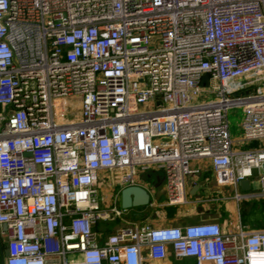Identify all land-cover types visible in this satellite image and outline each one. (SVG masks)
Here are the masks:
<instances>
[{"label": "built area", "instance_id": "1", "mask_svg": "<svg viewBox=\"0 0 264 264\" xmlns=\"http://www.w3.org/2000/svg\"><path fill=\"white\" fill-rule=\"evenodd\" d=\"M234 106L241 142L263 141L264 0H0L6 264H147L169 250L196 264H264V231L133 225L100 242L96 229L124 215L103 206L106 174L129 187L161 172L166 205L182 206L199 173L191 163L210 160L223 186L258 171L264 195V147L234 150Z\"/></svg>", "mask_w": 264, "mask_h": 264}, {"label": "crops", "instance_id": "2", "mask_svg": "<svg viewBox=\"0 0 264 264\" xmlns=\"http://www.w3.org/2000/svg\"><path fill=\"white\" fill-rule=\"evenodd\" d=\"M80 103V98L76 97ZM80 117V115H79ZM236 140V141H235ZM233 140L241 150L261 148L258 142L243 144L239 137ZM234 148V145H233ZM235 151H241L234 148ZM193 164V165H192ZM199 173L187 181V200L182 206H168L165 203V185L161 172H141L136 177V186L146 189L151 196L150 204L142 210L135 211L136 215L148 216V222L143 224H126L115 228L97 226L99 241L116 232L120 227L149 225L153 228L161 226H187L203 222L218 223L224 234H232L244 230L246 232L264 231V195L262 193L260 174L254 171L251 177L244 178L237 184L219 185L213 175L210 160H195L192 163ZM214 178V180L211 179ZM249 180L250 188L244 189L242 182ZM108 182V183H107ZM106 182L103 179L99 187L104 191L103 206L108 207L115 200L122 206V191L127 187H119L112 177ZM114 189L117 194L114 196ZM117 189V190H116ZM119 189V191H118ZM114 196V197H113ZM164 199V200H163ZM123 218V217H122ZM4 229V227H3ZM7 248L0 233V264H6ZM147 264H196L190 259H176L172 251L165 260L148 259Z\"/></svg>", "mask_w": 264, "mask_h": 264}, {"label": "rangeland", "instance_id": "3", "mask_svg": "<svg viewBox=\"0 0 264 264\" xmlns=\"http://www.w3.org/2000/svg\"><path fill=\"white\" fill-rule=\"evenodd\" d=\"M239 96H241V95H239ZM215 98L216 97L214 95L203 96L202 98H198L196 101L197 102H201L203 100L208 101V100L215 99ZM79 115H80V103L78 102V100L75 97L69 98L68 103H67V115H66L65 119L67 121H70V122L76 121V120H79V118H80ZM243 115H244L243 106H234L228 110V120L230 123V133H231V137L233 140H235V138H237V137H239V139L241 140ZM258 144L260 147H264V140L258 142ZM234 148L235 149L238 148V150H241V146L237 147L236 143L234 144ZM109 179H110V176L108 174H106V182ZM211 179L214 180V178H212V176H211ZM119 187H121V186H119ZM118 191H119V189H118ZM114 193H115L114 194V196H115L117 194V192H115V189H114ZM100 194L102 196L104 194V191L102 190V188H100ZM115 200H117V199H115ZM115 200L112 202L111 205H115ZM117 205H118V207H120L124 210L123 218L120 219L119 221H116V222L101 223V227L112 229V228H115V227L120 226L122 224L123 225L132 224V223L143 224V223L148 222V216L145 217L142 214L136 215L134 213L135 211L142 210L143 207H132L129 209H124L119 203Z\"/></svg>", "mask_w": 264, "mask_h": 264}, {"label": "water", "instance_id": "4", "mask_svg": "<svg viewBox=\"0 0 264 264\" xmlns=\"http://www.w3.org/2000/svg\"><path fill=\"white\" fill-rule=\"evenodd\" d=\"M203 86H207V82L203 83ZM244 189L250 188L249 180L242 182ZM151 196L150 193L140 186H129L122 191V207L129 209L132 207H144L150 204ZM6 229V226H4ZM8 256V252L6 253Z\"/></svg>", "mask_w": 264, "mask_h": 264}]
</instances>
